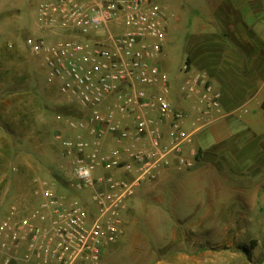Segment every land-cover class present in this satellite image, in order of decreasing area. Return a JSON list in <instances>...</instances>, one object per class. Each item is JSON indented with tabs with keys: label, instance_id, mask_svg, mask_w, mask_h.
<instances>
[{
	"label": "built area",
	"instance_id": "built-area-1",
	"mask_svg": "<svg viewBox=\"0 0 264 264\" xmlns=\"http://www.w3.org/2000/svg\"><path fill=\"white\" fill-rule=\"evenodd\" d=\"M36 14L43 32L26 44L47 83L90 110L66 119L74 134L56 137L92 205L41 181L35 200H13L0 218V264H99L138 191L165 171L195 166L194 135L222 116L221 93L185 61L181 92L197 105L192 114L176 105L159 63L171 18L158 0H41ZM108 136L115 145L106 150Z\"/></svg>",
	"mask_w": 264,
	"mask_h": 264
},
{
	"label": "rangeland",
	"instance_id": "rangeland-1",
	"mask_svg": "<svg viewBox=\"0 0 264 264\" xmlns=\"http://www.w3.org/2000/svg\"><path fill=\"white\" fill-rule=\"evenodd\" d=\"M40 1L0 0V218L13 200H35L41 181L67 199L92 205L90 190L74 184L56 137L74 134L66 119H86L90 110L66 102L47 83L40 57L26 44L43 32L36 14ZM158 1L171 18L163 55L179 73L187 40L216 41V28L201 30V19L221 0ZM218 146L212 172L222 173L225 189H183L163 182L167 173L146 183L137 207L124 216L123 233L106 245L99 264H264V133L240 130ZM243 179L248 192H239Z\"/></svg>",
	"mask_w": 264,
	"mask_h": 264
},
{
	"label": "crops",
	"instance_id": "crops-1",
	"mask_svg": "<svg viewBox=\"0 0 264 264\" xmlns=\"http://www.w3.org/2000/svg\"><path fill=\"white\" fill-rule=\"evenodd\" d=\"M205 14L201 19L204 23L201 30L215 27L218 31L216 41L187 40L185 61L189 57L193 69L206 71L215 89L221 93L223 114L194 135L193 147L201 152L195 166L182 171H165L167 174L162 180L173 181L176 186H183V189L191 186L193 190L209 191L212 188V191H216L227 186L222 173L212 172L215 162L213 157H218L220 150L218 145L240 130L264 133V0H221V6L218 3L216 9L209 7ZM173 19L176 20L177 16L174 15ZM168 58L167 53L166 57L162 55L159 60L166 69L170 65ZM169 70L172 98L176 105L192 114L197 105V96L182 94V70L179 73L173 72L171 68ZM114 145L111 136L103 141L106 150ZM220 159L223 157L220 156ZM212 179L218 181L220 187L215 182L212 184ZM241 182L239 192H248L246 180ZM249 185L252 190L253 184ZM137 197L129 209L137 207L141 196Z\"/></svg>",
	"mask_w": 264,
	"mask_h": 264
},
{
	"label": "trees",
	"instance_id": "trees-1",
	"mask_svg": "<svg viewBox=\"0 0 264 264\" xmlns=\"http://www.w3.org/2000/svg\"><path fill=\"white\" fill-rule=\"evenodd\" d=\"M186 61H187V62H190L189 57L186 59ZM200 153H201L200 150H198V151H197V156H196L197 160L200 158ZM87 206H88V205H87Z\"/></svg>",
	"mask_w": 264,
	"mask_h": 264
}]
</instances>
